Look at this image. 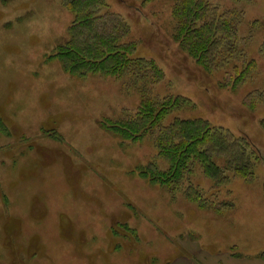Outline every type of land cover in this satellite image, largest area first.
I'll return each mask as SVG.
<instances>
[{"label":"rangeland","instance_id":"374dc122","mask_svg":"<svg viewBox=\"0 0 264 264\" xmlns=\"http://www.w3.org/2000/svg\"><path fill=\"white\" fill-rule=\"evenodd\" d=\"M104 1L130 28V56L154 59L164 72L153 97L191 101L164 123L202 118L247 137L260 153L254 176L227 171L228 183L216 189L197 165L179 189L150 182L140 174L149 162L167 167L152 139L123 142L104 127L135 110L137 90L124 79L63 69L55 55L73 16L62 0H0V264H151L152 257L161 264L188 255L184 243L196 238L212 256L220 246L264 250V104L244 103L264 92V0H206L208 18L231 12L240 49L254 61L235 89L224 85L228 68L207 74L179 50L170 36L172 0ZM189 183L207 206L186 198Z\"/></svg>","mask_w":264,"mask_h":264},{"label":"trees","instance_id":"16d2710c","mask_svg":"<svg viewBox=\"0 0 264 264\" xmlns=\"http://www.w3.org/2000/svg\"><path fill=\"white\" fill-rule=\"evenodd\" d=\"M62 1L73 16L68 38L58 46L55 55L63 69L83 78L101 74L124 79L126 85L139 93L140 100L133 112H126L104 127L123 142L152 139L157 151L155 158L163 160L167 167L160 169L153 159L140 170L142 176L173 189L184 185L197 165L216 189L228 183L227 171L244 180L253 178L254 163L260 153L247 137L213 127L202 118L175 117L164 123L166 116L190 107L191 101L181 95L153 97L152 90L164 80V72L154 59L130 56L136 49L134 41L124 42L130 28L118 13L109 10L104 0ZM170 11L173 20L170 36L179 50L204 72L211 74L228 68L224 85L232 89L253 72L254 61L246 59L240 49L241 38L229 17L231 12L208 18L206 0H172ZM254 97L264 104V92L256 91L248 93L244 103L254 108V102L248 101ZM221 158L225 166L217 163L216 159ZM185 196L199 207L207 206L199 188L191 183L186 186Z\"/></svg>","mask_w":264,"mask_h":264},{"label":"crops","instance_id":"0c3cea01","mask_svg":"<svg viewBox=\"0 0 264 264\" xmlns=\"http://www.w3.org/2000/svg\"><path fill=\"white\" fill-rule=\"evenodd\" d=\"M187 237V236H186ZM184 243V249L189 252L188 255L181 253L178 255L165 256L161 264H264V250L245 255L236 250V246L232 245L229 251L224 250L221 246L217 248L219 252L216 256H212L210 252L201 248L202 241L199 239L188 240ZM223 252V253H222ZM150 261V262H149ZM148 263L155 264L156 257H152Z\"/></svg>","mask_w":264,"mask_h":264}]
</instances>
